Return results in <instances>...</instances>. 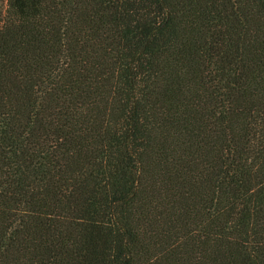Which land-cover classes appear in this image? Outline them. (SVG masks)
<instances>
[{
    "label": "trees",
    "instance_id": "16d2710c",
    "mask_svg": "<svg viewBox=\"0 0 264 264\" xmlns=\"http://www.w3.org/2000/svg\"><path fill=\"white\" fill-rule=\"evenodd\" d=\"M0 264H264V0H7Z\"/></svg>",
    "mask_w": 264,
    "mask_h": 264
},
{
    "label": "rangeland",
    "instance_id": "374dc122",
    "mask_svg": "<svg viewBox=\"0 0 264 264\" xmlns=\"http://www.w3.org/2000/svg\"><path fill=\"white\" fill-rule=\"evenodd\" d=\"M7 7V0H0V16L4 15Z\"/></svg>",
    "mask_w": 264,
    "mask_h": 264
}]
</instances>
